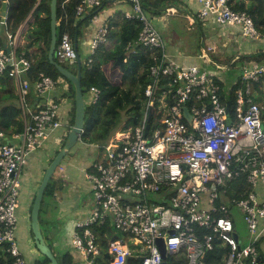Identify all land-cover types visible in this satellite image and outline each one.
<instances>
[{"label": "built area", "instance_id": "1", "mask_svg": "<svg viewBox=\"0 0 264 264\" xmlns=\"http://www.w3.org/2000/svg\"><path fill=\"white\" fill-rule=\"evenodd\" d=\"M192 1L200 4V18L239 26L253 41L264 39V30L249 12L235 9L234 0ZM130 2L123 16L141 25L136 43L157 49L160 55L149 66L151 82L145 88L140 123L126 128V120L121 119L102 147L105 154L85 172L93 206L88 216L75 223L71 238L75 263L163 264L157 243L163 236L167 264H264L260 247L264 239V63L244 65L241 84L230 89L233 98L227 111L228 98L218 83L221 76L171 58L163 34L141 0ZM103 3L81 0L75 7L78 18L87 16L98 23L82 60L87 67L109 40L111 26L98 13ZM6 20L0 16V31L4 30L0 76L12 77L16 84L25 128L12 136L0 131V260L8 255L10 264H28L18 243L23 169L32 151L57 130L67 132L71 126L55 95L56 86L66 81L40 72L31 82L33 62L19 49L21 32L11 34ZM210 51L211 47L204 48L200 56L210 58ZM55 55L77 69L79 52L70 31L61 35ZM32 87L38 98L35 109L28 102ZM101 95L97 86L87 93L92 103ZM185 107L191 120L184 114ZM14 138L21 141L12 144ZM58 168L63 172L64 164ZM242 174L252 189L237 197L232 183ZM106 224L119 236L109 239L105 250L94 227Z\"/></svg>", "mask_w": 264, "mask_h": 264}, {"label": "trees", "instance_id": "2", "mask_svg": "<svg viewBox=\"0 0 264 264\" xmlns=\"http://www.w3.org/2000/svg\"><path fill=\"white\" fill-rule=\"evenodd\" d=\"M8 1L9 8L6 21L8 31L11 34L14 35L18 32L29 15L33 17V20L29 22V27L26 30L25 45L19 48L20 50H24L33 62L28 76L29 79L34 83L40 72H45L56 79L63 78L68 82L70 86L68 94L73 98L71 115V125H73L75 118V86L48 60L51 39V0ZM80 1H57L58 43L61 35L66 30L70 31L73 38L77 34L80 35V25L88 21L89 17L86 16L84 19H81L75 14V7ZM167 1L168 3H166V0H141V4L149 13L157 15L163 13L164 11L162 9L168 7V5H176L172 2L169 4V0ZM1 4L2 0H0V6ZM233 7L249 12L253 16L257 27L264 30V0H251L249 4L234 0ZM109 24L111 26L109 40L100 47L94 56L91 67H87L85 64L82 66L81 81L83 92L86 96V118L84 130L78 141L100 147H103L119 128L121 119L126 120V128L135 127L140 123L146 103L145 88L151 82L149 66L157 62L158 58L156 56L158 57L160 55L159 50L150 49L136 43L141 30V25L138 20L122 16L118 20L110 19ZM0 42L3 43L2 37H0ZM55 58L59 60L57 56ZM243 58L258 61L264 58V51L257 55H243L239 60H245ZM218 83L222 88L221 93L225 96L222 79L219 78ZM239 84H241L240 78L231 86V89ZM91 86H97L102 91V95L96 103H92L86 94ZM24 128L25 120L16 84L12 77L1 75L0 131L5 132L7 136H12L15 133H22ZM66 137L62 141L61 147ZM59 150L55 152L54 156ZM237 180L234 184L232 183L235 188L233 195L244 197L252 188L246 183L244 174ZM53 187L52 183L49 182L45 194L49 189L53 191ZM42 207L43 202L40 209V222H42ZM94 230L98 233L100 245L105 250L108 247L109 239H116L119 236V233L109 224L94 227ZM51 247L53 249L52 245ZM215 259H219V256L215 257ZM11 260L10 256L5 255L0 260V264H10ZM58 260L60 264H73L76 261L69 251H65L62 259ZM49 262V258L45 256L44 261H37L35 264H48ZM103 264L109 263L104 262Z\"/></svg>", "mask_w": 264, "mask_h": 264}, {"label": "crops", "instance_id": "3", "mask_svg": "<svg viewBox=\"0 0 264 264\" xmlns=\"http://www.w3.org/2000/svg\"><path fill=\"white\" fill-rule=\"evenodd\" d=\"M236 1H243L248 4L251 2V0ZM171 2L176 5H171ZM166 3H168L167 0ZM169 4L168 7L162 9L164 12L161 14L156 15L150 13L155 23L166 28V18L164 15L172 16L175 18L176 22L177 20L180 21L183 27L182 30L190 33L188 32L190 31L189 29L188 31L185 29L186 25L193 30V33H199L197 42L195 43L200 47L204 45V27L215 28L216 26H219L222 27V29L224 28L223 34L220 35L219 38L225 39L226 43L220 45V47L212 44L206 46L207 48L211 47V51L209 52L210 58H202L200 56L202 49L206 47H202L201 50L196 47L197 49L192 48L191 51H188V49L181 50L180 45H176L174 48L166 46V51L174 60L186 64L205 66L218 73L224 83L225 97L228 98V101H231L230 99L233 98V91L231 92L230 90L231 86L240 78L244 65H252L254 62L264 63V58L258 61L246 60L245 58H243L245 60L242 61L239 60V58L243 55H257L258 53L263 52L264 39L253 41L243 33L242 28L239 26L221 25L213 19L200 18L198 15L200 4L196 1L169 0ZM130 8V0H106L98 9V13L101 21L109 22L110 19L118 20L123 16V11ZM29 17H32V15H29ZM97 25L98 23H91L88 19L87 22L80 25L81 34H77L73 38L74 42H77V50L83 61L88 54L90 40L95 33ZM177 25L179 26V34L182 33L183 35L185 31H181L180 25ZM22 26L23 24L19 29L20 32ZM3 34L4 32L1 33L0 31V37H3ZM216 35H219V33ZM21 36L22 34H20V37ZM230 43L231 45L229 48ZM227 56H230L231 59L221 61V58H228ZM211 60L213 62H211ZM205 62L207 64H205ZM210 63L217 65L219 70L215 68V66H210ZM235 64L238 65L237 68H235ZM220 65L227 66L221 68ZM228 80L231 82V85L229 88H226L225 82ZM69 89L70 86L68 82L59 83L56 86L55 95L60 99L62 112L70 118V126L72 128L71 115L73 102L71 96L68 94ZM28 102L32 109L36 108L38 98L35 95L34 89H31L30 91ZM69 131L70 130H67L66 132L59 129L55 134L49 136L41 147L32 151L28 155L27 163L23 169L20 206L18 210V243L22 256L28 264H35L37 261H44L45 258V255L42 254L35 245L34 235L31 230V206L36 190L40 185L50 159L54 156L55 152L61 148L62 141L64 137L68 135ZM13 140L15 143L21 141L20 138H14ZM95 147H97V145L78 141L62 162L64 164L63 172H60L59 168L56 170L54 174L56 180L53 184V193L56 200V204L54 203V206H56L54 210L55 214L50 211L47 215L50 217H56L57 223L48 226L49 230L46 233L42 229L47 240L51 244H54L56 250L63 253L69 251L73 256V259L76 257V252L72 249L71 238L75 223L77 220L88 216L93 206L91 183L86 178L85 172L89 169L90 163L101 156H94ZM50 207L52 208V205H49V208ZM260 247L261 251L264 252V239L262 241V246ZM54 253H56L55 249Z\"/></svg>", "mask_w": 264, "mask_h": 264}, {"label": "water", "instance_id": "4", "mask_svg": "<svg viewBox=\"0 0 264 264\" xmlns=\"http://www.w3.org/2000/svg\"><path fill=\"white\" fill-rule=\"evenodd\" d=\"M57 1L51 0L50 2V27H51V39L50 46L48 51V60L53 64L59 71L68 78L73 85L75 86V118L74 124L70 129L66 140L60 150L56 153L54 158L50 161L47 166L45 173L42 177L39 187L36 190L33 206L31 209V230L34 235V241L37 249L49 258L50 262L48 264H60L56 254L54 253L50 242L47 240V237L44 235L40 222V209L43 202V198L48 187V184L51 178L54 176L57 167L64 160L66 155L78 142L84 127H85V118H86V101L85 94L82 87V58L78 56V67L77 69H72L67 61L57 60L55 58L56 47L58 43V31H57ZM9 1L3 0L0 6V16L4 21L8 16ZM76 41V39H75ZM6 49L9 51L10 47L7 45V42H4ZM77 48V42H75ZM231 108V101L227 102V111ZM185 116L191 120L192 116L187 107L184 108ZM10 142L13 144L14 140L10 139ZM158 246L162 252L164 259L163 264H167V249L165 245V240L163 236H160L157 239ZM77 264V263H74Z\"/></svg>", "mask_w": 264, "mask_h": 264}, {"label": "rangeland", "instance_id": "5", "mask_svg": "<svg viewBox=\"0 0 264 264\" xmlns=\"http://www.w3.org/2000/svg\"><path fill=\"white\" fill-rule=\"evenodd\" d=\"M246 4H248V3H246ZM164 16L166 18V20H165L166 28L165 27L163 28L161 25L156 24L155 21H154V24L160 30V32L163 34L165 40L167 41V43H166L167 47L174 48L176 45H180L181 50L188 49V51H191L192 48H196V47L200 48L199 50H201L202 47L209 46L210 44L220 47V45H223L224 43H226L225 39L219 38L220 35L223 34L224 28L222 29V27H219V26H216L215 28L214 27H204V38H203L204 45H202L200 47V46L196 45V43H195V42H197V38L199 36V33H197V32L193 33V30H191V28H188V26L185 25V29L187 31H188V29L190 30V31H188L190 33H187L185 30H182L183 27H182L179 20H177V22H176L175 18H173L172 16H170V15H164ZM32 20H33L32 17H28L27 20L25 21V23H23V26L21 28L22 36L19 38V45L20 46L25 45L26 30L29 27V22ZM177 24L180 25L181 31H185V33L183 35H182V33L179 34V29H178L179 26ZM3 32H4V30L1 29V33H3ZM218 33H219V35H216ZM230 45H231V43L229 44V48H230ZM227 57L228 58H225V59L221 58V61H226V60L231 59L230 56H227ZM227 63H229V62H227ZM205 64H207V63L205 62ZM210 66H215V68H217L219 70L217 65L210 63ZM204 67L205 66H202V68H204ZM237 67H238V65L235 66V68H237ZM71 68L75 69L74 67H71ZM230 85H231V82L229 80L225 82L226 88H229ZM86 94H87V92H86ZM72 102H73V98H72ZM105 152H106L105 148H102L100 146H97L94 148V156H100V155L102 156L105 154ZM55 180H56V176L54 175L50 180L52 185L55 183ZM54 203L56 204L54 193H53V191H51L49 189L44 196L43 207L41 210V220H42L41 227L45 233L48 232V230H49L48 226H50V225L52 226V225L57 223L56 217H53V216L50 217L49 215H47L50 211L52 213L55 212L54 210H55L56 206H54ZM49 205H52V208L51 207L49 208ZM51 245L53 246V248L56 251L55 254H57L56 255L57 258L62 259L63 252L56 250L53 243ZM80 262H81V264H86V262L83 260H80ZM101 262H104V260L101 259ZM134 263H135V260H131V264H134Z\"/></svg>", "mask_w": 264, "mask_h": 264}, {"label": "clouds", "instance_id": "6", "mask_svg": "<svg viewBox=\"0 0 264 264\" xmlns=\"http://www.w3.org/2000/svg\"><path fill=\"white\" fill-rule=\"evenodd\" d=\"M71 129V128H70ZM74 264V263H73Z\"/></svg>", "mask_w": 264, "mask_h": 264}]
</instances>
